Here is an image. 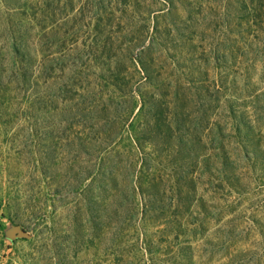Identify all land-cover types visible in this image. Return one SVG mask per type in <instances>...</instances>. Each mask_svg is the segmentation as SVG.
Here are the masks:
<instances>
[{"label": "rangeland", "instance_id": "obj_1", "mask_svg": "<svg viewBox=\"0 0 264 264\" xmlns=\"http://www.w3.org/2000/svg\"><path fill=\"white\" fill-rule=\"evenodd\" d=\"M0 80V264H264V0H0Z\"/></svg>", "mask_w": 264, "mask_h": 264}, {"label": "trees", "instance_id": "obj_2", "mask_svg": "<svg viewBox=\"0 0 264 264\" xmlns=\"http://www.w3.org/2000/svg\"><path fill=\"white\" fill-rule=\"evenodd\" d=\"M12 51H13V53H14V56L17 58L18 57V59H19V62H20V65H21V67L20 68H18V70H20V72H21V74L20 75H16V73H15V75H14V79H16L17 81H21V82H25V80H26V75H27V69H25L26 67H25V62H26V57L23 55V54H21V52H20V46L19 45H17V44H12ZM0 83L2 84V82H1V80H0Z\"/></svg>", "mask_w": 264, "mask_h": 264}, {"label": "water", "instance_id": "obj_3", "mask_svg": "<svg viewBox=\"0 0 264 264\" xmlns=\"http://www.w3.org/2000/svg\"><path fill=\"white\" fill-rule=\"evenodd\" d=\"M17 231H18V233H19L20 236L26 235V233L24 231L20 230V229H18Z\"/></svg>", "mask_w": 264, "mask_h": 264}]
</instances>
